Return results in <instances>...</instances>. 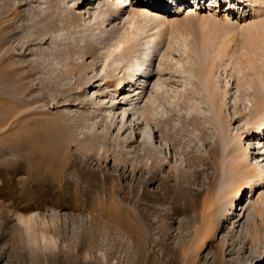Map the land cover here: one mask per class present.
<instances>
[{"label":"rangeland","instance_id":"obj_1","mask_svg":"<svg viewBox=\"0 0 264 264\" xmlns=\"http://www.w3.org/2000/svg\"><path fill=\"white\" fill-rule=\"evenodd\" d=\"M106 1L0 0V264H190L192 241L211 215L213 231L195 264H252L264 248L255 213L264 186L254 181L236 210L228 209V192L239 179L231 169L233 154L248 147L244 139L250 153L240 162L264 159V128L255 129L264 117L256 114L264 34L256 49L241 37L250 24H264L263 6L111 0L113 14ZM161 23L153 66L137 87L132 80L117 87L129 63L153 49L145 42ZM132 32L128 51L122 39ZM221 43L227 52L218 57ZM150 171L157 176L144 184ZM126 218L143 241L126 235ZM134 251L140 255L128 263Z\"/></svg>","mask_w":264,"mask_h":264},{"label":"bare ground","instance_id":"obj_2","mask_svg":"<svg viewBox=\"0 0 264 264\" xmlns=\"http://www.w3.org/2000/svg\"><path fill=\"white\" fill-rule=\"evenodd\" d=\"M28 1L29 0H21V2H22V4H27L28 3ZM111 0H107L106 2H107V4H109L108 6V8L107 9H105V12H107V13H113V14H115L116 13V11H117V6L114 8V6H115V3H114V6H113V3L112 2H110ZM117 1V0H116ZM119 1V0H118ZM227 2H230V0H226ZM249 2H250V4L252 3H254V4H258V6H259V9H260V7L261 6H263V8H264V1H261V0H248ZM110 2V3H109ZM122 2V1H121ZM117 3V2H116ZM84 4V3H83ZM119 4V2L116 4V5H118ZM212 4V3H211ZM213 4H215L214 2H213ZM180 6V5H179ZM252 7H253V5H252ZM111 8H113V9H111ZM188 9V8H187ZM259 11L260 10H257V11H255L254 10V14H253V16H252V18H255V13L257 14V13H259ZM80 13H82L83 14V12H80ZM79 13V14H80ZM118 13V12H117ZM36 14V15H35ZM103 14V13H102ZM34 15L35 16H37L38 15V13L36 12V13H34ZM53 16V15H52ZM34 17V16H33ZM39 17V16H38ZM37 17V18H38ZM30 18V17H29ZM94 18V17H93ZM103 19V18H102ZM29 20V19H28ZM38 20V19H37ZM33 21V20H32ZM103 21H104V19H103ZM106 21V20H105ZM33 22H35V24H36V21H33ZM100 22H102V21H100ZM99 22V23H100ZM30 24V23H29ZM34 24V23H33ZM32 24V25H33ZM250 24V23H249ZM100 24H98V26H99ZM169 25H172V23L171 22H169ZM251 25V26H250ZM247 28H245V30L243 31V33L241 34V37H242V39L245 41V43L247 44V45H249L250 46V48L252 47L253 49H256V38L258 37V36H260L261 34H264V24H261L262 26H256V25H252V24H250ZM259 25V24H258ZM34 26H36V25H34ZM87 26H91V27H89V28H92V26H94L93 24L92 25H87ZM159 28H158V30H159V33H157V34H155L154 36H150L151 38H147L146 40V48H149V46L150 45H152V47L151 48H153L152 50H146L147 52L145 53V54H142V56L140 57V58H135L134 60H132L130 63H129V67H130V70H132V72L130 71L129 73L130 74H127L126 76L124 75V76H122V77H119L118 78V80H117V87H119V86H123V84L125 83V81L127 82V81H130V80H132L133 82H135L134 84L135 85H138V82L140 81V79L141 78H144V75L146 74V72H147V69H149V66L151 65V61H152V57H153V54H154V51L156 50V47H158V44H159V42H160V40H162L163 39V37H164V33L162 32V27L163 26H165V23H161V24H159ZM158 27V26H157ZM34 28V27H33ZM98 28V27H97ZM163 28H165V27H163ZM32 30V29H31ZM90 32H92V31H90ZM138 32V31H137ZM137 32H132V34H130V36L129 35H127L126 34V36L122 39V43L123 44H126V45H129L128 46V51L129 50H132V48H133V46H131L130 45V43H131V41H132V39H134V37L136 38V33ZM101 33V32H100ZM100 33H98V34H100ZM131 33V32H130ZM102 35V34H101ZM153 35V34H152ZM46 36V33H42V34H40V36H39V40H40V42H44L45 41V37ZM100 36V35H99ZM103 36V35H102ZM101 36V37H102ZM104 37V39H106L107 40V38H105V37H107V36H103ZM98 39H101V38H99L98 37ZM103 38H102V41L104 40ZM258 39V38H257ZM162 42V41H161ZM160 42V43H161ZM133 43V42H132ZM258 44V43H257ZM127 47V46H126ZM85 48H87V47H85ZM135 48V47H134ZM150 48V49H151ZM100 49V48H99ZM103 49H106L105 47H103ZM110 49V48H109ZM101 50H102V48H101ZM111 51H113V49L112 50H109L108 52V57L109 58H113V52H111ZM115 51V50H114ZM132 52V51H131ZM155 52H157V51H155ZM226 52H227V48H226V45H225V43H221V44H219L218 46H217V48H216V50H215V54L218 56V57H222V56H224L225 54H226ZM89 53H91V51L89 50V49H85L84 50V55H87V54H89ZM129 54V53H128ZM52 55H54L55 56V54H52ZM155 55V54H154ZM246 56V55H245ZM248 56V55H247ZM49 57H50V55H49ZM49 57H47L46 58V56H45V59H48V64H49V62H50V58H52V56L49 58ZM54 58V57H53ZM58 58V57H57ZM68 58V57H67ZM109 60V59H108ZM127 60V59H126ZM252 59H249V58H247V57H245V63H247V64H252V61H251ZM45 61H47V60H45ZM153 62V61H152ZM47 63V62H46ZM46 66V65H45ZM151 66H153V63H152V65ZM205 67V66H204ZM88 68H90L89 66H88ZM209 70V69H208ZM152 72V71H151ZM119 73V72H118ZM207 73H209V71H207ZM89 83H91V81H89V82H87L86 84H89ZM204 84V83H203ZM109 85V84H108ZM205 85H207L208 86V89H209V87H210V93H209V97H210V99H211V101L213 102V104H216L217 102H216V98H217V96H216V93H215V90H214V87H213V84L209 81V79H207L206 78V80H205ZM132 87V86H131ZM137 87V86H136ZM139 88H136L135 90H138ZM131 93V92H130ZM134 95H135V93H134ZM132 95H130L129 97H131ZM138 96V95H137ZM133 98V97H132ZM144 98V97H143ZM220 105V104H219ZM218 109V108H217ZM150 112L151 111H149V114H150ZM121 113H123V112H121ZM138 112H135V114H137ZM153 113V112H152ZM219 113V112H218ZM147 114V113H146ZM154 114V113H153ZM191 114V116H192V114L193 113H190ZM189 113L186 115L187 117H189V115H190ZM256 114L258 115V116H260V114H264V101H261L260 102V104H259V108L256 110ZM150 116L152 117V114H150ZM119 117V116H118ZM186 117V118H187ZM117 119H119V118H117ZM133 119H134V121H135V119H138V117H136V118H134L133 117ZM184 119V118H183ZM189 119V118H188ZM138 121V120H137ZM120 122V125H121V120L119 121ZM118 122V123H119ZM263 128H264V117L263 118H261L260 120H259V122H257V124H256V126H255V129L257 130V131H262L263 130ZM176 133V132H175ZM257 133V132H256ZM260 133V132H259ZM262 133V132H261ZM146 135L145 134H139V139H140V142H141V144L142 145H146V146H148L149 144H148V142H147V140H146V137H145ZM247 143H248V147H245V143H244V145L243 146H241L242 148H241V150H237L236 152H235V154H233L234 155V158H235V160H236V163H235V165H234V167H232V171L234 172V173H236V174H238L237 176H238V180L236 181V182H234L235 184H233L234 186H233V188H232V190H230V192H228V196H229V210L230 209H235L236 210V207H237V204H236V201L239 199V197H243V194H244V191L245 190H247L248 188H250L251 189V187H252V185H253V183H254V181H257L259 184H262L263 186H264V164H263V158H262V160H259V159H261V157H254V158H251V161L252 160H254V162L252 161H250V164H248V166L246 165V166H244L243 164H242V162H240V160H241V156L242 155H246V154H248V152H249V150H250V146H251V144L249 143L250 141L248 140V139H244ZM246 143V144H247ZM190 145V144H189ZM145 146V147H146ZM177 146H179L181 149H182V152L185 154V153H189L188 152V148L190 147V146H188V144H186V143H183L182 141H180L179 143H177ZM187 146V147H186ZM192 146V145H191ZM192 149V148H191ZM240 149V148H239ZM189 151H191V150H189ZM250 153V152H249ZM248 156V155H247ZM60 160H62V159H60ZM198 161V160H197ZM62 163H63V161H62ZM61 163V164H62ZM196 164H198V163H196ZM65 165V164H64ZM123 173V172H122ZM157 171H150V172H148V174H149V177H148V179H146V181L144 180V184H146V183H150L151 181H153L155 178H156V176H157ZM124 174V173H123ZM255 185V184H254ZM253 185V186H254ZM262 187V186H261ZM259 191V190H258ZM227 196V195H226ZM258 198L261 200L260 201V203L259 204H261L262 205V207H259V208H256V207H254V208H256L255 209V213L257 214V216H259V218H261V221L262 222H264V211H262L263 209H264V193H263V195H262V193H260L259 195H258ZM257 204V203H256ZM234 210V211H235ZM120 212V209L118 208V210H117V214H120L119 212ZM126 214H125V216L124 217H128V216H126L127 215V212H125ZM234 213V212H233ZM237 213V212H236ZM129 214V213H128ZM229 215V214H228ZM131 217V216H130ZM237 217V216H236ZM28 219V218H27ZM26 219V220H27ZM131 219H132V217H131ZM231 219V218H230ZM121 221H122V219H120ZM133 220V219H132ZM132 220H130L131 222H132ZM123 221H124V224L123 225H126L125 227L126 228H128V229H130L131 231H132V234L130 235V234H126V235H129V236H132L133 235V240H135L134 238H139V237H141V233H140V229H139V225L137 226L136 224H138V223H136L135 221L133 222V224L126 218L125 220L123 219ZM121 223V222H120ZM135 223V224H134ZM122 224H121V228H122V226H123ZM213 227H214V222H213V217H212V215L209 217V219L204 223V225H203V228H202V230H200L199 232H197V234H196V236H195V238L193 239V241H192V244H191V248H190V252L193 254V252H196L195 253V256L193 257L194 259L192 260V262L190 263V264H195V262H196V258H197V256H198V254H199V250H200V248H202L207 242H208V240L210 239V236H211V231H213L212 229H213ZM125 228V229H126ZM122 230V229H121ZM127 230V229H126ZM129 230V231H130ZM142 231V230H141ZM132 238V237H131ZM139 239H141V238H139ZM132 240V239H131ZM142 240V239H141ZM138 241V240H137ZM136 241V242H137ZM140 241V240H139ZM138 241V242H139ZM143 241V240H142ZM141 242V241H140ZM252 242H254V243H256V242H258V245L260 244V242H261V238L259 239V238H255L254 239V241H252ZM133 243H135V242H133ZM132 243V244H133ZM253 243V244H254ZM140 244V243H139ZM139 244H137V245H139ZM143 245H145V244H143ZM136 246V245H135ZM134 247V246H133ZM141 248H142V246H141ZM183 250L185 249V248H182ZM259 254L257 255V257L256 258H258L257 260H255V261H253L252 262V264H259L263 259H262V255L261 254H264V248H263V250L261 251V247L259 246ZM186 250V249H185ZM184 250V252H185V254H186V251ZM133 251V250H132ZM144 251V250H143ZM142 251V252H143ZM261 251V252H260ZM135 252H137V251H134V252H129V254H126V259L125 260H127L128 261V263H131V262H133L135 259H136V253ZM182 252V251H181ZM144 253V252H143ZM187 253H189V250H188V252ZM184 254V253H183ZM185 254H184V256H185ZM139 255H140V253L138 254V256L137 257H139ZM188 255V254H187ZM186 255V256H187ZM149 256V255H148ZM183 256V257H184ZM144 258H146V257H144ZM150 258V257H149ZM186 258V257H185ZM147 259H148V257H147ZM174 259H176V258H174ZM142 262H143V258H141L140 259ZM217 260L220 262V255L218 254V258H217ZM149 261H150V259H149ZM154 261V260H153ZM175 261V260H174ZM173 260H171V262H174ZM155 262V261H154ZM153 262V263H154ZM170 264V263H169Z\"/></svg>","mask_w":264,"mask_h":264}]
</instances>
